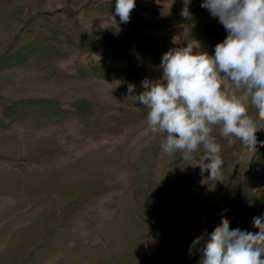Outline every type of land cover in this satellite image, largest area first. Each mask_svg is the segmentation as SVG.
<instances>
[{"label": "rangeland", "instance_id": "1", "mask_svg": "<svg viewBox=\"0 0 264 264\" xmlns=\"http://www.w3.org/2000/svg\"><path fill=\"white\" fill-rule=\"evenodd\" d=\"M88 1L0 0V55L25 45L43 27L75 38L84 29L113 24L157 39L164 36L171 49L180 46L172 33L86 14ZM181 1L136 3L169 7ZM78 59L84 56L71 53L57 66L72 72ZM105 60L118 70L125 64L113 56ZM40 70H0V118L1 105L32 96L61 102L87 98L120 111L146 110L128 100L129 85H135L133 96L144 91L143 78L44 79ZM150 71L152 80L162 78L161 67L150 65ZM226 87L237 95L243 92ZM249 115L262 128L258 142H264V121L254 108ZM213 135L225 162L219 180L202 173V150L192 161L183 160L180 152L164 153L166 134L149 132L147 120L93 140L79 135L74 125L35 129L15 123L1 128L0 264H200L188 263L200 246L189 254L192 242L264 189V155L252 162L254 154L238 139L222 137L220 126ZM253 220L248 229H240L258 232Z\"/></svg>", "mask_w": 264, "mask_h": 264}, {"label": "clouds", "instance_id": "2", "mask_svg": "<svg viewBox=\"0 0 264 264\" xmlns=\"http://www.w3.org/2000/svg\"><path fill=\"white\" fill-rule=\"evenodd\" d=\"M183 2L181 15L187 18L191 0ZM135 7L136 0H115V15L128 23ZM201 7L228 33L215 54L191 43L170 49L162 57V78L143 80L144 91L136 96L135 85H129L128 100L147 109L149 132L166 134L164 153L180 152L183 160L192 161L202 150V173L208 171L209 180H219L225 162L213 135L215 126H220L222 137L238 139L252 154L258 143L264 147L256 135L262 128L249 115L254 108L264 121V0H203ZM226 84L243 92L237 95ZM253 226L259 231L231 229L222 217L213 232L205 233L207 240L199 236L192 242L189 254L202 245L200 264H264V216L255 217Z\"/></svg>", "mask_w": 264, "mask_h": 264}, {"label": "trees", "instance_id": "3", "mask_svg": "<svg viewBox=\"0 0 264 264\" xmlns=\"http://www.w3.org/2000/svg\"><path fill=\"white\" fill-rule=\"evenodd\" d=\"M203 0H191L188 5L189 17L181 15L185 7L183 1L169 7H144L136 3L131 12L130 21L141 28L172 33L180 46H200L209 55L215 54V47L223 42L228 33L218 18L201 7ZM86 14L110 15L115 18V0H89L84 4ZM171 48L166 37L159 39L140 30L119 28L107 24L95 29H84L75 38H70L53 27L39 28L29 41L17 48L0 55V70L11 67L36 66L43 72L44 79L52 75L57 80L122 77H154L150 65L161 67L163 55ZM71 53L84 59L74 63V71H62L58 62L65 60ZM113 56L124 67L118 70L105 60ZM51 76V77H52ZM147 120V109L125 112L111 106L79 98L71 102H61L51 97H26L1 105L0 127L15 123H29L35 129L51 126L76 127V132L91 140L110 135H118L130 125H137ZM0 128V129H1ZM264 147H259L252 157V162L262 158ZM264 216V189L251 197L237 213L226 215L231 229H248V220ZM225 217V216H223ZM222 218L213 223L207 231L210 234L221 224ZM205 240L207 236L205 235ZM201 247L188 263L201 261Z\"/></svg>", "mask_w": 264, "mask_h": 264}]
</instances>
